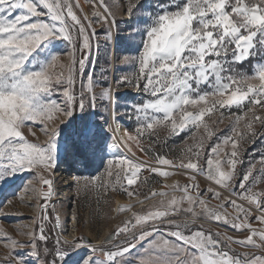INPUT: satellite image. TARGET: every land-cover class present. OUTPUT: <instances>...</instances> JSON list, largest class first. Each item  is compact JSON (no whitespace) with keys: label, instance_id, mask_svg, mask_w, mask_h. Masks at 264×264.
Returning a JSON list of instances; mask_svg holds the SVG:
<instances>
[{"label":"snow or ice","instance_id":"1","mask_svg":"<svg viewBox=\"0 0 264 264\" xmlns=\"http://www.w3.org/2000/svg\"><path fill=\"white\" fill-rule=\"evenodd\" d=\"M93 7L96 23L110 18L114 23L105 0H93ZM126 12L128 34L109 28L104 42L125 53L116 57L118 68L135 71L114 77L110 85L87 71L94 63L92 37L97 30L91 20L85 17V23L76 15L73 0H0V193L7 200L23 187L22 203H28V192L41 201L36 205L40 215L22 232L26 240L0 237L11 250L2 264H264V227L250 223L254 218L264 225V190H252L258 182L254 163L243 173L237 169L243 164L241 142L251 139L254 144V125L264 128V115L257 114V109L264 111V0H127ZM124 86L143 98L122 104L119 89ZM120 107L131 109L125 114L135 116L138 124L135 136L125 130L119 137L129 150V141L138 144L145 133L151 137L160 128L177 135L203 127L206 137L189 147L179 163L157 154L156 166L146 168V161L108 151L115 145L108 143L104 113L111 110L118 119L115 110ZM233 108L239 114L231 116L232 135L209 146L205 155V138L214 135L205 117L220 112L222 122V110ZM37 122L46 137L43 141L31 127ZM229 144L231 150L225 151ZM106 156L110 158L105 171L108 177L115 175L121 188L125 180L129 187L147 182L141 179L142 170L172 176L164 166L180 170L189 183L151 189L144 200L159 199L138 211L120 206L118 211L131 215L106 238L123 236L117 244L106 248L86 238L58 235L49 247L45 222L55 194V169L70 161L87 171ZM259 163L264 182V156ZM201 173L229 196L221 200L217 187L201 189ZM26 177L30 178L25 182ZM89 183L86 180L85 187ZM205 194L220 202L211 205ZM201 219L248 235L221 239L220 232L197 224ZM56 220L58 224V215ZM232 244L256 252L238 253Z\"/></svg>","mask_w":264,"mask_h":264},{"label":"rangeland","instance_id":"2","mask_svg":"<svg viewBox=\"0 0 264 264\" xmlns=\"http://www.w3.org/2000/svg\"><path fill=\"white\" fill-rule=\"evenodd\" d=\"M111 10L112 17H114V23L110 21L108 23H96L93 20V12L97 9L93 7V0H73V10L83 22L87 20L92 21L93 27L96 28V35L92 37L93 49L91 52V60L94 63H90L87 71L89 73L95 72L96 78H102L107 80L108 84L114 85V77L131 74L135 69L131 67H120V61L116 59L117 56H123L125 53L117 52L112 45H105L104 36L105 30L111 28L113 32L117 29L120 31V35H127L129 29L126 26V21L129 17L126 12L127 0H105ZM78 4V6H77ZM98 45V47H97ZM79 56V53H77ZM248 65H245L247 68ZM107 70V71H105ZM103 73V77H101ZM80 79H77V89L79 88ZM107 86V85H105ZM99 91V87L97 88ZM119 91L122 93L121 103H133L136 100H140L143 97L136 96L133 94L135 89L131 86H124ZM62 98V97H56ZM100 111L103 112V105L100 106ZM224 112L222 122L220 112L211 114L205 117V121L209 124L210 129L214 135L209 140L205 138L204 148L201 149L205 155L207 154L209 146L216 145L226 137L232 135L233 120L231 116L233 114H239L237 109L233 108L229 110H222ZM131 109L120 107L115 110L116 117L118 120L130 131L136 134L138 127L135 116H130L125 113H130ZM258 115H264V111L257 109ZM104 116L108 119V124L105 125L106 131L109 132V139L111 132L109 129V122L112 116V111L104 113ZM103 116H98L97 119H103ZM216 121V123H213ZM32 130L36 133V136L41 140H45L46 137L41 131V125L39 122L31 125ZM256 136L253 137L255 143L252 140L242 141L240 148V158L243 160V164H238L237 169L240 173L245 172L250 162L255 164L253 171L254 177L257 179L253 191L260 192L264 190V182H261V173L259 169L261 165L259 163L260 157L264 156V128H261L259 124H255ZM242 130V129H241ZM27 134V133H26ZM202 136L206 137L203 127L199 129H192L191 131L187 128L177 135H169V130L160 128L151 137L147 133L137 141H129L133 155H128L129 158H137L146 161V168L156 166L154 157L159 154L166 157L169 160H173L179 163L180 159L186 154L187 149L194 144H198ZM29 139H33L29 136ZM109 142V141H108ZM150 149L149 151H141L140 148ZM129 149V148H128ZM231 145L225 146V151H230ZM223 156V152L221 153ZM105 157L103 163L98 162V167H94L90 170H82L80 165L73 166L70 161L60 162L59 167L55 169L53 173L54 179V190L55 194L51 197L47 206V217L48 220L45 222V232L50 237L51 246L54 244L55 238L59 235L60 237H72L86 238L91 244H104L108 246L119 243L124 239L123 236H113L112 240L106 238L115 232V230L122 226V222L125 221L130 215L129 211H118L120 206L131 205V211L135 212L141 208L146 207L149 204L154 203L159 198L144 200V197L149 194L151 189L157 190L163 188L165 184H173L179 182L181 185L189 183L187 176L182 174L180 170L175 168L165 167V170L173 172L174 174L168 178H164L158 175L152 174L150 171L142 170L141 179L147 178V182L140 183L137 185L127 186L126 180L124 181V188H121L116 181L115 175L108 177L105 169L107 168V159ZM81 169V170H78ZM80 178L79 184L76 182L77 178ZM30 177L25 178V182ZM237 181L241 179L237 176ZM251 179V178H250ZM90 181L85 187V182ZM197 182L201 189H206L209 186L217 187V190L222 192L221 200L229 196V193L222 188L216 186L213 182L207 179L205 173L197 175ZM18 184L21 181H17ZM38 188L39 185L37 184ZM240 189L237 186V193ZM127 192H133V195L129 196ZM23 193V187L17 191L15 196L7 195V200H11L12 203H7L5 194L0 193V237L9 235L17 240L23 241L27 237L22 235V232L27 231V226L33 225L32 217H38L40 215L37 204L41 201L34 198V194L28 192L24 194V199L28 203H22L20 201V195ZM237 193H232V198H237ZM179 195V193H177ZM211 205H216L220 201L212 199L210 195L205 194ZM130 199L131 203L118 205L115 202L116 198ZM137 201H143V203H137ZM239 202V201H238ZM245 206H247V203ZM228 211L232 212L233 209L229 206ZM257 212H253V216L257 215ZM59 216V223L57 224L56 217ZM76 219H73V217ZM253 227L260 228L264 227L259 221L254 218L250 220ZM197 224H203L205 229H211L213 232H220L221 239L226 236L233 238H242L248 235L247 231L239 232L232 229L228 225L216 224L206 222L201 219L197 221ZM37 235H39V229H36ZM131 239V237H128ZM83 242V241H82ZM5 242H0V264L7 259L10 255L11 250L4 247ZM40 246L43 247V242H40ZM147 247V245H145ZM231 248L238 253L244 252H256L255 249L245 248L241 245L232 244ZM141 249L137 248L136 252H140ZM136 252L132 253V258L136 257ZM14 255V253H12Z\"/></svg>","mask_w":264,"mask_h":264},{"label":"bare ground","instance_id":"3","mask_svg":"<svg viewBox=\"0 0 264 264\" xmlns=\"http://www.w3.org/2000/svg\"><path fill=\"white\" fill-rule=\"evenodd\" d=\"M109 129L111 132V137L109 139V145H115L114 147H111L108 151L110 153H122L126 156L128 155H133V152L130 151L128 149V146L123 145L122 141H120L119 137L123 135V133L125 132V130L127 132H129L130 134H132L133 136H135L136 134L133 133L132 131L128 130L117 118H115L113 116H111L110 122H109ZM113 129H118V131H113ZM109 157V156H106ZM115 202L117 204V208L118 205H123V204H127V203H131L132 201H130V199H123V198H116Z\"/></svg>","mask_w":264,"mask_h":264},{"label":"trees","instance_id":"4","mask_svg":"<svg viewBox=\"0 0 264 264\" xmlns=\"http://www.w3.org/2000/svg\"><path fill=\"white\" fill-rule=\"evenodd\" d=\"M49 247H52L50 243H49Z\"/></svg>","mask_w":264,"mask_h":264}]
</instances>
